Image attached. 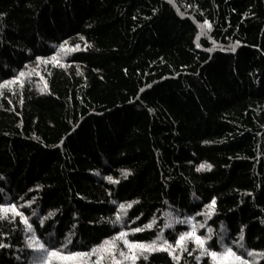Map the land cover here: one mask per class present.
<instances>
[{
  "label": "trees",
  "instance_id": "1",
  "mask_svg": "<svg viewBox=\"0 0 264 264\" xmlns=\"http://www.w3.org/2000/svg\"><path fill=\"white\" fill-rule=\"evenodd\" d=\"M132 201L120 224L108 223ZM5 203L41 242L59 248L68 237L66 251L155 219L127 237L150 242L170 213L203 223L197 234L210 228L206 247L223 241L264 264L246 252L264 253V0H0ZM7 216L0 264H32L30 233ZM186 230L162 236L174 243ZM146 255L135 264H197L199 250L178 262Z\"/></svg>",
  "mask_w": 264,
  "mask_h": 264
},
{
  "label": "snow or ice",
  "instance_id": "2",
  "mask_svg": "<svg viewBox=\"0 0 264 264\" xmlns=\"http://www.w3.org/2000/svg\"><path fill=\"white\" fill-rule=\"evenodd\" d=\"M171 2V0H169ZM207 26L210 28L208 21L205 20L204 24L200 27ZM206 35V33H201ZM234 50V49H233ZM210 51V49H209ZM39 60L40 57H37ZM7 83V82H5ZM211 165L202 164L197 168V171H200L202 168H210ZM122 175L127 176L128 173L122 170ZM105 179L111 180V177H105ZM117 183V181H113ZM31 191V190H30ZM28 204L31 201L27 202ZM115 203V201L113 202ZM138 203L137 201H132L127 205L121 203L118 205V214L116 215L115 220H109L108 223L113 225L120 224L123 221L126 208H130L132 204ZM215 198L210 202L209 205H206L205 208H210L214 206ZM12 214V216H18L20 222L25 225L24 231L30 233V236L26 237V246L33 252L39 253L38 256L33 257L32 264H83L84 257L95 255V261H89V264H102L104 261H110V264H135L136 259L139 256H143L144 259H147L146 253H152L157 251L167 252L173 261L178 262L181 257L179 252H187L189 256L193 255V252L197 249L199 250V255L196 257L197 264H199L200 257L208 256L212 260V264H254V261H249L244 258L242 254H238L230 246H227L223 241H220V250H213L210 246L206 247L207 241L211 239L212 230L209 228L207 234L201 235L197 234V228H204L203 223L194 222L192 216H185L182 219L173 218L170 213L166 214L163 226L159 228V231L156 234V238L150 242H144L141 240H129L127 237L129 234H134L142 232L145 229L151 228L156 220L153 219L148 223H145L143 227H133L130 229H121L118 232H115L110 238H105L99 244L94 245L90 250L81 252V251H66V245L71 243L68 237H65L64 243L60 245L59 248L50 245L47 241L41 242L37 237L32 224H30L24 214L19 210V207L12 203L0 204V219H7V214ZM33 215H36L33 211ZM53 213L49 212L48 216H52ZM46 217H40L41 226H43V221ZM136 220H139V217H135ZM131 223L132 221H127ZM187 225L188 230L180 232L175 239L174 243H170L167 239H164L162 233L164 229L173 228L174 225ZM73 228L75 225L72 226ZM51 233L49 236L51 237ZM239 241H237V247L243 249L244 245L241 241L244 240V231L241 229L239 233ZM191 241L196 245V249L188 251L187 243ZM118 242H122L124 248L127 251H122L117 247ZM0 247H9L7 244L0 243ZM248 257H254L256 255L264 256V253H256L254 250H246ZM176 253V254H174ZM118 254V257H117Z\"/></svg>",
  "mask_w": 264,
  "mask_h": 264
},
{
  "label": "rangeland",
  "instance_id": "3",
  "mask_svg": "<svg viewBox=\"0 0 264 264\" xmlns=\"http://www.w3.org/2000/svg\"><path fill=\"white\" fill-rule=\"evenodd\" d=\"M33 69H37V70H38V67H37V66H34V67H33ZM32 73H34L33 75H34V77H35V78H37V77H38V74H37V72H32Z\"/></svg>",
  "mask_w": 264,
  "mask_h": 264
},
{
  "label": "bare ground",
  "instance_id": "4",
  "mask_svg": "<svg viewBox=\"0 0 264 264\" xmlns=\"http://www.w3.org/2000/svg\"><path fill=\"white\" fill-rule=\"evenodd\" d=\"M29 219V218H28Z\"/></svg>",
  "mask_w": 264,
  "mask_h": 264
}]
</instances>
